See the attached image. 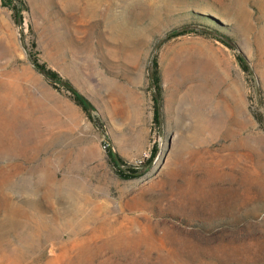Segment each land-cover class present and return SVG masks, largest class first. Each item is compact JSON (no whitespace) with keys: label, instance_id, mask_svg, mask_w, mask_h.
<instances>
[{"label":"rangeland","instance_id":"1","mask_svg":"<svg viewBox=\"0 0 264 264\" xmlns=\"http://www.w3.org/2000/svg\"><path fill=\"white\" fill-rule=\"evenodd\" d=\"M15 1L0 264H264V0Z\"/></svg>","mask_w":264,"mask_h":264},{"label":"trees","instance_id":"2","mask_svg":"<svg viewBox=\"0 0 264 264\" xmlns=\"http://www.w3.org/2000/svg\"><path fill=\"white\" fill-rule=\"evenodd\" d=\"M15 2V0H7V2ZM6 2V0H5ZM20 2V1H19ZM21 8V5L19 6ZM224 44H226L227 46H231L230 40L227 39H220ZM31 57V60L36 64V66L41 70V72L54 84H59L61 86H63L64 88H66L67 90H69L72 94V98L73 100L79 104L85 111L88 112V109L85 105V102L83 101L82 97L77 94L76 92H74L71 87L69 86L67 80L63 79L57 72H55L54 70H51L47 67H45L44 64L39 63L35 57ZM239 58V57H238ZM240 60V58H239ZM241 64L243 66L244 69H246V65L241 61ZM150 83L152 85V87L154 88L153 91V120L157 125H160L161 122V97H160V73L158 70V66H157V62L156 60L153 61L152 64V68H151V72H150ZM107 152H108V156L110 161L117 166V162L114 158V156L112 155V152L110 150V148H107ZM154 156V152H152L151 156L148 157L145 162L143 164H146L148 162H150L152 160ZM119 170V169H118ZM130 171H135L132 168H129ZM119 176H122L124 178L127 177H131V173H124L123 171L119 170L118 171Z\"/></svg>","mask_w":264,"mask_h":264},{"label":"water","instance_id":"3","mask_svg":"<svg viewBox=\"0 0 264 264\" xmlns=\"http://www.w3.org/2000/svg\"><path fill=\"white\" fill-rule=\"evenodd\" d=\"M239 53H240L241 57L244 58V55L242 54V52L239 51ZM244 59H245V58H244ZM70 87H71V89H72L74 92H76L77 94L81 95V94L78 92V90H77L76 88H74L73 86H70ZM111 152H112V155L114 156L116 162L119 163V159H118V157H117V154H116L114 151H111Z\"/></svg>","mask_w":264,"mask_h":264}]
</instances>
